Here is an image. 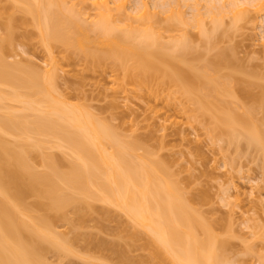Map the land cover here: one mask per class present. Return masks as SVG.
<instances>
[{
  "label": "bare ground",
  "instance_id": "6f19581e",
  "mask_svg": "<svg viewBox=\"0 0 264 264\" xmlns=\"http://www.w3.org/2000/svg\"><path fill=\"white\" fill-rule=\"evenodd\" d=\"M8 1L11 14L20 10L31 16L24 22L37 28V36L50 61L41 72L35 68L25 71L17 62L7 63L0 50V264H49L44 260L47 250L62 255L70 253L69 243L52 229L51 214L43 215L38 210L60 212V217L56 214L61 218L66 209H95V201L118 208L132 222L133 230L138 227V233L134 230L128 236L132 241L145 238L141 232L146 234L141 245L147 251V260L153 264H223V241L189 207L176 185L165 177L159 163L136 152L134 142L120 140L107 124L82 106L69 103L56 93L51 48L59 43L67 52L81 53L92 61L108 57L115 66H123L127 76L145 82L156 75L160 81L167 77L181 85L187 93L184 95L205 111L210 100L219 106L215 98L223 91L224 81L213 73L215 69L206 73L196 68L200 73L196 70V74H188L183 66L175 65L173 73H168L167 64L172 59L168 49L190 51L189 25L199 30L206 46L223 24L224 15L232 12L236 20L245 5L242 7L237 0H221L224 3L220 6L213 0H202V6L201 0L157 1L163 8H158L160 14L165 15V21L162 20L166 23L162 26L164 23L160 24L157 15L154 18L156 12L151 14L146 2L138 5L133 15H128L123 12V0L110 1L111 5L109 0H92L98 10L94 19L86 22L81 5L87 0ZM255 2L251 6L261 11L264 1ZM182 4L195 8L189 19L183 17ZM205 18H209L211 26H206ZM122 20L125 26L118 25ZM162 29L176 31L168 44L160 40ZM91 31L96 34L95 39ZM162 48L167 51L163 52ZM222 52L216 55V60L208 61L212 65L219 63L226 56ZM126 59L133 61L131 68ZM226 103L225 107L220 105L223 112L216 110L220 114L215 116L222 127H227L228 142L236 136L240 138L236 137V141L245 138L246 146L264 154V126H261L264 119L258 124L248 118L256 107L242 114L228 108ZM219 124L215 127L219 128ZM5 135H10L11 141ZM52 147L64 152L55 153L50 150ZM34 156H39L43 169L34 165ZM28 197H34V201L27 202ZM127 240L130 245V239ZM141 260L133 263L143 264Z\"/></svg>",
  "mask_w": 264,
  "mask_h": 264
},
{
  "label": "rangeland",
  "instance_id": "374dc122",
  "mask_svg": "<svg viewBox=\"0 0 264 264\" xmlns=\"http://www.w3.org/2000/svg\"><path fill=\"white\" fill-rule=\"evenodd\" d=\"M123 1V12L128 15H133L138 5L146 2L150 13L154 15L156 12L154 18L157 15L160 24L165 26L166 22L162 20L164 18L165 21V15L158 10L162 8L158 3L161 0ZM255 1L237 0L242 7L245 5L239 18L234 20L232 12L226 11L223 24L206 46L199 30L187 25L191 52L168 49L172 55L166 68L168 73H173L175 65H181L188 74H194L198 70L196 68L206 73L216 70L213 73L224 81L223 91L215 98L219 106L210 98L208 101L207 97L209 109L205 111L198 109V104L188 99L189 95L186 97L181 85L167 77L160 81L156 75V78L145 82L127 76L124 67L115 66L108 57L92 61L81 53L67 52L59 43L51 48L56 93L69 103L82 106L98 121L107 124L120 140L134 142L136 152L159 163L165 177L176 185L189 207L207 224L209 231L223 241V264H264V154H260L257 148L253 149L255 147L246 146L244 137L239 141L237 129L235 136L240 146L236 137L228 142L229 137L225 135L227 127H222L215 116L223 112L220 105L223 107L227 102V107L242 114L248 108L256 107L257 110L248 117L252 122L259 124L264 119V96L259 98V95H264V87H261L264 86V8L257 11L251 6ZM203 2H199L200 6ZM213 2L218 6L224 3L221 0ZM92 3V0H87L80 4L86 22L92 21L98 10ZM10 5L8 0H0V50L4 60L10 64L17 62L23 70L27 69L25 71L35 68L41 72L48 66L50 55L37 36V28L30 22H24L31 16L20 10L11 14ZM180 6L183 17L189 19L195 8L185 4ZM228 6L229 3L224 7ZM208 19L205 18L207 27L211 26ZM124 21L117 23L125 26ZM175 33L162 29L160 40L168 44ZM90 35L96 38L93 31ZM90 45L95 47L94 43ZM219 51L226 53L225 60L222 58L213 66L208 60H216ZM125 63L131 68L133 61L126 59ZM246 93L253 94V97ZM261 123L264 126V122ZM216 124L220 127L216 128ZM5 137L11 141L10 135ZM50 150L58 154L64 152L53 147ZM34 157V165L43 169L39 156ZM32 200L34 197L27 198L29 203ZM109 205L95 201V209H66L65 215L61 212V218H57L60 212L38 210L40 214L44 212L43 215L45 212L47 215L58 214L52 215L54 218L49 215L52 229L69 243L71 249L66 255L47 250L44 260L49 264H91L92 261L97 264H135L134 261L144 259L141 260L143 264H153L147 260V251L142 249L146 234L141 232L145 238L139 236L142 240L135 239V242L128 238L134 230L138 233V227L133 230L125 213ZM125 238L130 239V245Z\"/></svg>",
  "mask_w": 264,
  "mask_h": 264
}]
</instances>
